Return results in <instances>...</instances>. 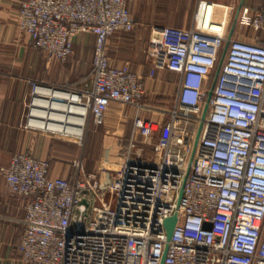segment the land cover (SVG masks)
I'll return each instance as SVG.
<instances>
[{
	"label": "built area",
	"instance_id": "1",
	"mask_svg": "<svg viewBox=\"0 0 264 264\" xmlns=\"http://www.w3.org/2000/svg\"><path fill=\"white\" fill-rule=\"evenodd\" d=\"M127 2L21 1L18 26L50 59L67 60L76 35L95 36L90 84L31 79L25 128L84 147L91 124L102 125L111 104L136 109L121 163L104 161L83 173L79 160L72 181L51 177L49 162L29 152L0 166L8 191L26 199L21 258L34 264H264V43L229 37L212 21L155 29L146 48L150 64L179 75L162 127L139 113L149 108L140 101V76L128 61L118 66L109 56L110 36L135 26ZM237 20L264 32V6L244 7ZM148 146L152 157L145 155ZM174 215L168 237L165 221Z\"/></svg>",
	"mask_w": 264,
	"mask_h": 264
},
{
	"label": "crops",
	"instance_id": "2",
	"mask_svg": "<svg viewBox=\"0 0 264 264\" xmlns=\"http://www.w3.org/2000/svg\"><path fill=\"white\" fill-rule=\"evenodd\" d=\"M21 1L0 0V166L9 164L14 153L29 152L49 162L51 177L72 181L79 170L78 161L82 157L85 160L86 147L94 143L107 154L109 161L121 163L131 136L136 114L134 107L111 104L105 113L104 123L96 126L95 130L93 128L98 137L94 134L86 139L83 149L73 141L25 128L30 80L41 79L73 88L90 84L95 36L93 33L76 35L74 53L65 61H52L34 46L29 34L19 28L17 12ZM209 5L210 21L221 24L226 32L233 28L234 37L257 38L264 43L262 30L242 26L237 20L244 7L261 8L264 0H128L127 6L136 27L132 31L116 32L110 36L109 56L118 66L128 61L132 71L140 76L144 82L141 102L155 99L160 103L168 102L174 95L167 85L170 81L174 85L179 80L176 72L155 69L147 60L145 49L152 31L163 26H199ZM84 46H88L91 52L86 76H83L85 68L79 63L81 57L78 54L79 48ZM74 75L78 80H72ZM167 112L165 107L150 106L139 113L161 123L167 120ZM123 121L130 122L129 129H124ZM145 155L153 156L149 146ZM84 165L82 160L83 173L97 167L96 164L86 165V168ZM25 203V198L8 191L5 178L0 174V264H34L25 262L17 248L25 227L22 221L26 214Z\"/></svg>",
	"mask_w": 264,
	"mask_h": 264
},
{
	"label": "rangeland",
	"instance_id": "3",
	"mask_svg": "<svg viewBox=\"0 0 264 264\" xmlns=\"http://www.w3.org/2000/svg\"><path fill=\"white\" fill-rule=\"evenodd\" d=\"M136 27V24H135V26H134V28ZM134 30V29H133ZM154 31L155 30H153L152 31V33H151V35L154 33ZM151 37V36H150ZM78 54L80 55V57H81V61L79 62L80 64H81V66L82 67H84L85 69H83L84 71H83V73H84V75L83 76H86V75H88L87 73H88V70H87V68H88V61H89V57H90V54H91V52H90V48L88 47V46H84V47H82V48H79V52H78ZM77 54V55H78ZM145 54H146V49H145ZM146 56H147V54H146ZM147 60H148V57H147ZM52 61H58V60H55V59H53L52 58ZM81 78V77H80ZM79 78V79H80ZM77 78L75 77V75L73 76V79L72 80H76ZM78 80V79H77ZM171 82V81H170ZM170 82L168 83V85H167V89H170V90H172V94L174 95L175 94V92H176V88H177V83L176 84H174V85H171L170 84ZM144 83V82H143ZM212 83V78H211V80H210V83H209V85H208V88H210V84ZM170 90H168V91H170ZM142 103L143 104H145V105H147L148 107H150V106H155V107H165V109L167 108L168 109V111L169 110H171L172 108H173V105H174V96H173V98H170L169 100H168V102H166V103H160L157 99H155V100H147V101H145V102H143L142 101ZM167 120L164 122H161L160 124H161V126L162 127H164L165 125H166V123H168V121H169V119H170V113L169 112H167ZM125 124V125H124ZM128 125H130V122L128 123V121L127 122H124L123 121V123H122V126L124 127V129H129V126ZM122 126L120 125V127L122 128ZM93 128H94V130H95V128H96V126L95 125H93V124H91V128H90V131H89V133H88V138L86 137V139L88 140L89 139V137H91V136H93L94 134H96V136L98 137V135H97V133H95L94 132V130H93ZM192 128H193V130H194V133H193V137L195 136V133H196V129H197V125L196 124H194V122H193V124H192ZM94 132V133H93ZM86 142V141H85ZM77 145H79V144H77ZM85 145V144H84ZM82 149L84 148V147H82L81 145H79ZM84 157H85V160H84V158L82 157V160H83V162L85 161V168H86V165H90V164H96V168L95 169H93V170H91V171H94V170H98V168H99V166H100V164L102 163V162H104V161H109V159H108V156H107V154L105 153V152H103L102 150H101V147L100 146H97V145H95V143L94 144H92L91 146H89V147H86V150H85V152H84ZM81 160V161H82ZM109 162H111V161H109ZM84 164V163H83ZM102 172V171H101ZM106 173L105 172H102V173H100V180H105L106 181ZM114 197H115V192L114 191H111V190H109L108 191V195H107V201H108V203L110 204V206L111 207H113L114 206Z\"/></svg>",
	"mask_w": 264,
	"mask_h": 264
},
{
	"label": "water",
	"instance_id": "4",
	"mask_svg": "<svg viewBox=\"0 0 264 264\" xmlns=\"http://www.w3.org/2000/svg\"><path fill=\"white\" fill-rule=\"evenodd\" d=\"M232 33H233V28L229 32V37L232 35ZM226 47H227V45L225 46V48L223 50L222 58H223L224 52L226 50ZM222 58H221L220 62L218 63L217 69L215 71L214 80H215V78H216V76L218 74V71H219V68H220V65H221V62H222ZM210 94H211V90L208 91L207 100L209 99ZM207 107H208V103L206 102L205 105H204L203 113L206 112ZM197 137H198V135H197ZM180 193H182V189H181V192ZM176 221H177V217L175 215L166 219V221H165V227H166V231H167L168 237L171 236V233H172V230H173V227H174Z\"/></svg>",
	"mask_w": 264,
	"mask_h": 264
},
{
	"label": "bare ground",
	"instance_id": "5",
	"mask_svg": "<svg viewBox=\"0 0 264 264\" xmlns=\"http://www.w3.org/2000/svg\"><path fill=\"white\" fill-rule=\"evenodd\" d=\"M210 11H211V6L209 5L208 8H207V14H205V16L203 18V22H205V24H208V23L211 22L210 19H209L210 18ZM212 25L215 28L219 27V24H216V23H213Z\"/></svg>",
	"mask_w": 264,
	"mask_h": 264
},
{
	"label": "trees",
	"instance_id": "6",
	"mask_svg": "<svg viewBox=\"0 0 264 264\" xmlns=\"http://www.w3.org/2000/svg\"><path fill=\"white\" fill-rule=\"evenodd\" d=\"M215 71H216V70H215ZM215 71H214V73H213V75H212V81H213V79H214Z\"/></svg>",
	"mask_w": 264,
	"mask_h": 264
}]
</instances>
